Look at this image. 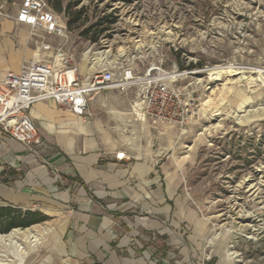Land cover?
I'll use <instances>...</instances> for the list:
<instances>
[{
  "label": "rangeland",
  "instance_id": "374dc122",
  "mask_svg": "<svg viewBox=\"0 0 264 264\" xmlns=\"http://www.w3.org/2000/svg\"><path fill=\"white\" fill-rule=\"evenodd\" d=\"M81 6L87 20L71 29L51 8L62 35L38 29L32 40L25 28L32 54L52 60L60 53L83 82L125 66L139 82L173 75L163 79L188 110L182 125L143 118L136 142L158 154L154 165L168 184L167 264H264V83L257 72L264 0H78ZM107 14L114 22L90 40L87 27ZM48 236L42 233L41 249Z\"/></svg>",
  "mask_w": 264,
  "mask_h": 264
},
{
  "label": "crops",
  "instance_id": "0c3cea01",
  "mask_svg": "<svg viewBox=\"0 0 264 264\" xmlns=\"http://www.w3.org/2000/svg\"><path fill=\"white\" fill-rule=\"evenodd\" d=\"M25 28L34 40L29 25L0 16V79L35 56ZM136 94L91 93L87 121L50 99L33 104L32 150L0 130V264H167L168 184L158 154L136 145L145 134L131 109ZM27 211L46 219L9 226Z\"/></svg>",
  "mask_w": 264,
  "mask_h": 264
},
{
  "label": "built area",
  "instance_id": "2783aa9c",
  "mask_svg": "<svg viewBox=\"0 0 264 264\" xmlns=\"http://www.w3.org/2000/svg\"><path fill=\"white\" fill-rule=\"evenodd\" d=\"M9 5L16 7V14L9 12ZM0 16L12 18L30 27V34L43 29L62 35L64 23L47 4V0H0ZM44 49L50 46L40 45ZM264 81V65L257 69ZM141 83L142 87L131 102L132 111L153 123L172 122L184 124L187 108L180 90L159 76L139 82V77L129 66L117 72L102 70L87 82L78 77V67L67 62L60 53L52 60L45 54L24 58L18 71H7L0 79V130L32 150L39 143L35 124L29 116L31 106L39 101L53 100L66 107L79 119H90L89 97L104 88L127 89ZM5 168L0 164V181Z\"/></svg>",
  "mask_w": 264,
  "mask_h": 264
},
{
  "label": "trees",
  "instance_id": "16d2710c",
  "mask_svg": "<svg viewBox=\"0 0 264 264\" xmlns=\"http://www.w3.org/2000/svg\"><path fill=\"white\" fill-rule=\"evenodd\" d=\"M47 3L51 6L55 11L61 12L64 14L66 21V27L71 29L73 27L79 26L87 17L84 15V7L75 8L78 4V0H47ZM114 22V18L111 17V14L102 15L96 18V20L92 21L90 25L87 27L88 30L91 31L92 35H89V39L92 41H96L101 35L105 33L106 30L109 29V26ZM26 215H33L30 218L22 217L21 220L11 221L9 226H14L13 224H17L19 226H27L33 222H39L46 219V216L38 213V212H30L27 211ZM9 226L6 227L5 230L9 229Z\"/></svg>",
  "mask_w": 264,
  "mask_h": 264
},
{
  "label": "bare ground",
  "instance_id": "6f19581e",
  "mask_svg": "<svg viewBox=\"0 0 264 264\" xmlns=\"http://www.w3.org/2000/svg\"><path fill=\"white\" fill-rule=\"evenodd\" d=\"M173 75H167V76H160L161 78H167V77H172ZM261 80V83H264V81H263V79L262 78H260Z\"/></svg>",
  "mask_w": 264,
  "mask_h": 264
}]
</instances>
